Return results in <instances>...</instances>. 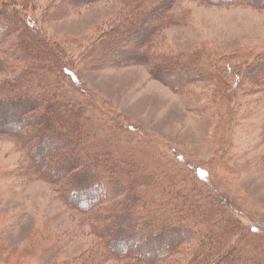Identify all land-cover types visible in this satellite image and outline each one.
Segmentation results:
<instances>
[{
    "label": "rangeland",
    "instance_id": "obj_1",
    "mask_svg": "<svg viewBox=\"0 0 264 264\" xmlns=\"http://www.w3.org/2000/svg\"><path fill=\"white\" fill-rule=\"evenodd\" d=\"M257 1L167 0L156 18L134 25L140 34H127L117 46L106 41L107 62L97 68L85 53L110 39L127 17L145 16L136 9L140 0H99L73 9L59 6L60 0H0V8L16 12V29L49 41L57 63L43 73L57 80L66 99L91 104L93 142L119 149L124 163L137 164L126 166L130 172L179 175L182 187L211 193L241 225L264 233V0ZM16 37L0 45L6 64L0 86L17 75L6 66H23L11 51ZM144 55L151 63L122 65ZM3 124L18 128L17 121ZM47 130L42 140L63 146L65 140ZM29 165L26 149L0 136V264H81L101 238L61 199L59 184H52L60 179L57 172L47 181ZM183 247L157 264H187L193 244ZM104 258L96 263L131 262Z\"/></svg>",
    "mask_w": 264,
    "mask_h": 264
},
{
    "label": "trees",
    "instance_id": "obj_2",
    "mask_svg": "<svg viewBox=\"0 0 264 264\" xmlns=\"http://www.w3.org/2000/svg\"><path fill=\"white\" fill-rule=\"evenodd\" d=\"M95 1L99 0H60L58 3L59 6L70 3L73 9ZM214 1L258 3L257 0ZM139 3L136 9L145 12V16L127 17L124 24L114 29L110 39H101L93 51L85 53L86 57L92 56L95 68L107 62V53L103 52L106 41L120 45L127 34L141 33L134 26L137 22L145 23L156 18L160 10L167 9V0H140ZM62 7H57L53 14ZM0 20V28L4 29L0 45L17 34L11 51L23 63L17 68L5 67L17 75L0 86V93L4 95L0 96V136L15 139L26 149L28 171L39 179L51 180L49 175L57 172L60 179H52V184H59L56 190L61 199L83 213L85 222L101 238L102 243L81 264H97L106 260L104 257L131 261L130 264H157L180 255L183 245L190 243L193 248L186 251L187 264H264V233L241 225L234 212L216 196L195 189L188 191L176 174L130 172L129 168H137V164L124 163L119 149H108L99 140L93 142L91 119L87 116L91 104L66 99L63 90L55 86L57 80L52 82L43 73L57 63L52 49L45 45H50L49 41L25 27L16 29L15 11L0 8ZM144 44L145 40L142 48ZM133 61L147 64L151 58L128 57L122 65ZM4 65L0 61V68ZM165 69L174 71V68ZM5 102L7 106L2 104ZM5 120L17 121L18 126L13 124L17 130H6ZM45 126L55 140H65L63 146L51 138L42 140L40 133ZM31 137L32 144L28 147ZM39 158L49 162V166ZM67 189L71 190L68 195Z\"/></svg>",
    "mask_w": 264,
    "mask_h": 264
}]
</instances>
